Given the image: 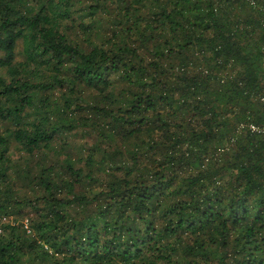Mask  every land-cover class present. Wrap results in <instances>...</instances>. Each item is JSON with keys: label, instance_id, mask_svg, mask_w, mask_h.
<instances>
[{"label": "trees", "instance_id": "obj_1", "mask_svg": "<svg viewBox=\"0 0 264 264\" xmlns=\"http://www.w3.org/2000/svg\"><path fill=\"white\" fill-rule=\"evenodd\" d=\"M0 67V264H264V0H0Z\"/></svg>", "mask_w": 264, "mask_h": 264}, {"label": "rangeland", "instance_id": "obj_2", "mask_svg": "<svg viewBox=\"0 0 264 264\" xmlns=\"http://www.w3.org/2000/svg\"><path fill=\"white\" fill-rule=\"evenodd\" d=\"M19 46V44H18ZM5 74V68L3 67H0V75H4Z\"/></svg>", "mask_w": 264, "mask_h": 264}, {"label": "built area", "instance_id": "obj_3", "mask_svg": "<svg viewBox=\"0 0 264 264\" xmlns=\"http://www.w3.org/2000/svg\"><path fill=\"white\" fill-rule=\"evenodd\" d=\"M3 219H5L4 217H2Z\"/></svg>", "mask_w": 264, "mask_h": 264}]
</instances>
